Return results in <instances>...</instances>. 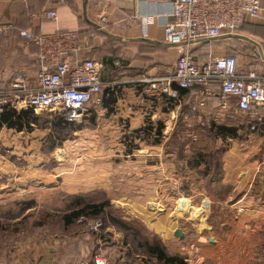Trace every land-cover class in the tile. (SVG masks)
Here are the masks:
<instances>
[{"label":"rangeland","instance_id":"obj_1","mask_svg":"<svg viewBox=\"0 0 264 264\" xmlns=\"http://www.w3.org/2000/svg\"><path fill=\"white\" fill-rule=\"evenodd\" d=\"M16 2L18 12L25 2ZM28 23L33 22L29 19ZM24 24L17 13L11 25L21 29ZM244 28L229 35H241ZM251 30L264 42V29ZM230 47L225 51L239 58L240 71H246L252 59L261 69L260 52L255 55L250 43L235 41ZM248 52L251 57L246 59ZM32 55L33 48L14 32L0 36V65L6 74L25 71L34 75ZM91 108L74 123L65 122L58 113L42 111L32 112L35 123L21 131L0 129V264L36 263L42 257H51L56 264H92L101 253L106 264H162L147 253L146 245L179 256L186 264H264V146L258 150L255 188L242 180L235 182L233 192L231 186L221 184L219 173L231 145L249 146L253 133L243 129L248 115L235 113L230 102L231 117L225 113L223 120L215 121L207 110L204 119L193 121L190 131L177 127L169 133L165 143L170 141L175 147L177 174L172 187L178 194L161 198L151 196L154 183L125 176L119 152L104 148L107 142H130L131 136H122L118 129L105 131ZM211 124L235 127V139L222 142ZM108 152L115 161L104 165L99 161L109 157ZM200 152L207 156L203 174L190 170V158ZM238 169L235 176L241 180ZM189 191L192 195L187 196ZM180 200L185 201L184 207ZM148 202L155 203L160 213L149 211ZM102 204L107 206L101 214L84 210ZM79 210H84V216L67 224V217ZM96 224L100 227L94 230ZM176 229L182 232L181 238L174 235Z\"/></svg>","mask_w":264,"mask_h":264},{"label":"crops","instance_id":"obj_2","mask_svg":"<svg viewBox=\"0 0 264 264\" xmlns=\"http://www.w3.org/2000/svg\"><path fill=\"white\" fill-rule=\"evenodd\" d=\"M172 1L24 0V5L17 12L16 0H0V25L14 24L18 13L22 15V20L25 22L21 28L34 33L54 34L62 31L79 33L84 41L83 57L94 59L102 64L100 81L103 87L99 98L100 103L92 106L91 114L97 117L98 124L105 126V131L111 133L118 129L122 131V136L132 137H130V142L124 140L117 144L107 142L104 149L116 150L114 153L119 152L120 165L123 164L126 167L123 169L126 171L125 176L135 177L136 181L154 183L156 188L151 196L161 198H170L178 194L177 190L172 187V183L176 181L177 172L174 168L175 156L165 143L168 134L176 130L177 125L190 131L193 121L196 118L204 119L207 110L211 112L210 115L214 114L215 121L223 120L225 113H228L226 118H229L232 113L229 107L223 108L218 89L215 87L209 95L200 94L199 88L180 93L175 86H172L171 89L178 91V99L174 100L167 95H150L146 93L149 88L148 83L136 82L145 78L165 77L174 72L177 60L176 49L165 44L162 32L165 19L172 13ZM261 8L260 18L248 20L244 24L246 26L243 25L245 28L241 35L233 36L225 32L217 39L203 41L196 46L192 53L194 62L201 64L214 57L231 56L236 60L237 72L240 76L246 77L249 73H254L257 77H264V42L256 39L251 30L256 27L264 29V0ZM42 9L55 11L56 21L51 22L39 18L36 14ZM101 17L105 18L106 23L101 22ZM135 18L142 19V23ZM27 19L32 20V25ZM146 19L149 20L147 25ZM235 41L250 43L255 55L260 52L261 69L252 58L249 61L250 67L246 71L238 69L239 58L225 51L232 49L231 43ZM209 45H222L223 47L209 48L207 47ZM210 50L213 51L210 52ZM203 55H207V58H203ZM246 55V59L251 57L250 52ZM32 56L35 59L34 50ZM108 60L112 65L107 64ZM29 77L32 78L33 75ZM111 83L113 85H107ZM195 107L197 110H194ZM247 115L249 116L248 124L262 117L261 126L264 130V105L253 107ZM249 143L250 147L244 149L238 144L231 145L222 158L221 184L231 186L233 192L235 182L240 184L242 180H247L252 187L255 185L253 188L256 187L255 165H257V157L260 153L259 147L264 146V135H253ZM108 154L109 157L99 162L106 165L115 161L112 158L113 153L108 152ZM184 157H187L186 153ZM130 167L136 168L133 170ZM237 168H240L238 170L241 171L239 173L242 176L241 180L235 176ZM261 170L264 171V167H261ZM161 183H166V187ZM189 195H192L191 191L188 192L187 196ZM180 202L184 203L182 207L186 205L184 200ZM154 204L148 202L147 208L149 211L160 213L154 208L156 206ZM232 206L235 207V202ZM101 255L104 256L103 253ZM93 260L92 264H94ZM81 262L77 264H88V262ZM18 264H56V262L51 257H42L36 263L22 261Z\"/></svg>","mask_w":264,"mask_h":264},{"label":"built area","instance_id":"obj_3","mask_svg":"<svg viewBox=\"0 0 264 264\" xmlns=\"http://www.w3.org/2000/svg\"><path fill=\"white\" fill-rule=\"evenodd\" d=\"M263 0H173L172 13L162 26L163 41L177 50L174 72L165 77L140 79L149 84L146 93L162 94L178 99L179 89L199 87L200 94H212L218 89L223 108L235 102V113H246L253 107L264 105V77L254 73L242 77L237 72L236 60L231 56L214 57L197 64L192 48L203 41L219 38L244 25L248 20L260 18ZM37 16L54 21L56 13L43 9ZM142 23V19L135 18ZM101 22L106 23L104 17ZM145 23H149L146 19ZM6 27H0V33ZM26 44L36 48L37 69L32 78L24 72L7 75L0 68V114L5 110L15 112L50 111L58 113L68 123H74L91 106L99 104L103 83L100 81L102 64L96 60L79 59L82 42L77 32L33 35L19 31ZM108 86L113 85L107 84ZM114 87V86H113ZM214 91V90H213ZM250 126L254 131L262 124L256 118ZM100 224L94 225L96 230ZM94 264H106L101 255ZM120 264H133L122 261Z\"/></svg>","mask_w":264,"mask_h":264},{"label":"trees","instance_id":"obj_4","mask_svg":"<svg viewBox=\"0 0 264 264\" xmlns=\"http://www.w3.org/2000/svg\"><path fill=\"white\" fill-rule=\"evenodd\" d=\"M56 17H57V14H56ZM44 20H46V19H44ZM47 21H49V20H47ZM54 21H56V19ZM54 21H51V22H54ZM0 27H6V30L4 32L0 33V36L5 35L6 33H9V32H14L15 36L19 40L24 42L25 44H26L25 40L19 37V31H26V32H29V33H31L33 35L45 34V33H34V32H31V31L24 30L22 28L18 29V28H15L11 24H1ZM62 32H68V31H62ZM73 32H76V31H73ZM92 34H93V31L91 32V35ZM79 37H80V35H79ZM80 40L82 42V49H81V52H80V55H79V59L82 60V61L94 60V59H89V58H84L83 57L84 41H83V39L81 37H80ZM26 46L33 48L34 57H35L36 48L34 46H32V45H29V44H26ZM33 63H34V69L36 71L37 64H36L35 59H33ZM107 64L112 65L110 60H108ZM197 64H200V63H197ZM0 68H2V66H0ZM22 72H24L29 77V74H27L25 71H22ZM34 74H35V72H34ZM175 88H177V87H175ZM194 88H199V87H193V88H190V89H179V88H177V89H178V91L180 93H185V92L190 91V90H192ZM231 104H233L235 106V102L234 101H231ZM248 113L249 112L238 113V114H246L247 115ZM35 121H36V118H34L32 116V111H22L20 113H16L15 111H12V110H5L3 113L0 114V129L2 127H7L8 129H15L17 131H21L23 129V127H29L30 124L31 123L32 124L35 123ZM252 122H251V124L250 123L246 124V126L243 129L246 130L247 132L249 131V132L253 133V135H255V136L264 135V130L262 129L261 125L257 126L254 131H250V126L252 124L256 123V121L254 120ZM177 127L183 128L181 125H177ZM206 129H207V127H206ZM211 129L214 131L213 133H215V136H217L218 139H220L222 142L224 140H226V139L234 140L236 135H237V133H236L237 129L235 127L234 128H229V127H224V126L211 124ZM243 129H241V130H243ZM195 142H198V141L196 140ZM167 147H169L171 149L173 154L175 153L174 152V149H175L174 144H171L170 141L167 143ZM205 161H207V156L206 155H202L201 152L198 153V156L196 155V157H195V155L192 156L190 158V165H191L190 170H194L197 173L203 174L205 172V170H203V167H206V165H207V164H205ZM200 167H202V169H199ZM219 173L221 175V172H219ZM106 206H107L106 204H102V205H99V206L90 205V206H87L86 208H84V210H92L93 211L92 214L96 215V214H101L103 209H104V207H106ZM84 210L83 211L79 210V211L71 213L67 217V224L72 222L74 219H77V218H79L81 216H84ZM144 247L146 248V251H147V253L150 256L154 257L158 262H160L162 264H186V262L182 258H180L179 256L167 255L163 250H161V249H159V248H157L155 246L146 245Z\"/></svg>","mask_w":264,"mask_h":264},{"label":"water","instance_id":"obj_5","mask_svg":"<svg viewBox=\"0 0 264 264\" xmlns=\"http://www.w3.org/2000/svg\"><path fill=\"white\" fill-rule=\"evenodd\" d=\"M174 235H175L176 237L181 238V237H182V232H181L179 229H176V230L174 231ZM209 241L211 242V240H209Z\"/></svg>","mask_w":264,"mask_h":264}]
</instances>
